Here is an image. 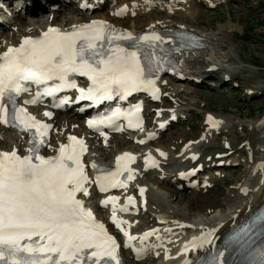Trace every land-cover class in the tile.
I'll return each mask as SVG.
<instances>
[{
  "label": "snow or ice",
  "instance_id": "obj_1",
  "mask_svg": "<svg viewBox=\"0 0 264 264\" xmlns=\"http://www.w3.org/2000/svg\"><path fill=\"white\" fill-rule=\"evenodd\" d=\"M132 39L131 33L118 35L103 21H92L74 26L71 31L49 28L40 38L25 37L18 47H9L0 54V122L9 123L10 117L25 131L35 129L39 144L44 143L43 138L51 125L42 123L26 109L15 105V98L26 90L22 85L24 81L38 85L58 81L55 86L45 89V94L53 95L65 88H76L70 77L79 74L91 82L86 89H78L79 99L99 103L116 94L127 96L142 89L150 90L158 99L159 90L149 76L154 70H159L160 61H155L154 68L151 60L142 63L138 51H129L115 43ZM139 39L159 41L161 37L152 35ZM179 39L191 40L192 37L181 36ZM65 103L67 98L54 106L60 107ZM9 104L12 105L11 114L7 107ZM140 109L141 106L136 105L127 114L129 127L140 126L138 116L135 125L131 120V116L139 113ZM45 115L51 117L52 113L46 112ZM208 119L213 126L219 124L211 116ZM111 120L112 117L89 120L88 126L99 130L100 124ZM69 141V145H61L56 157L46 158L39 154L37 148L30 149L32 154L23 157L15 150L0 152V264H121L118 257L120 246L116 239L77 198L78 193L88 195L86 185L89 176L81 162L87 148L84 141L75 136H70ZM149 159L152 158L149 156ZM134 160L130 153L117 157L118 171L96 177L95 183L100 191H107L109 187H126V183L118 179L122 174L121 162ZM152 164L156 165L154 159ZM92 167L95 168L96 164ZM123 169L129 173L128 180L134 178L127 164ZM143 191L141 189V193ZM118 200L119 197L112 196L102 203L105 206L112 203V222L131 242L136 237L121 227L128 222L116 215L117 210L123 212L128 208L124 205L117 209ZM128 202L132 203L133 198L128 197ZM257 232L264 235V212L230 234L223 250L218 248L204 260V264H225V261L232 264L234 256L241 257L244 264H264V241L256 246L254 236ZM150 235L153 233H145L140 239L145 240ZM212 235L209 232L194 239L191 246L211 243L209 238Z\"/></svg>",
  "mask_w": 264,
  "mask_h": 264
},
{
  "label": "bare ground",
  "instance_id": "obj_2",
  "mask_svg": "<svg viewBox=\"0 0 264 264\" xmlns=\"http://www.w3.org/2000/svg\"><path fill=\"white\" fill-rule=\"evenodd\" d=\"M114 3H108V10H100L93 11L92 14L90 12H87V14H84L82 16V21L79 23H87L88 21H94L96 20H108L109 17L116 21L117 17L121 16L122 14H125L129 11L130 15L138 14V12H150L147 11L148 7L153 9H157L158 11L164 10L168 15L172 16L175 9H180L184 11H191L194 10L193 0H113ZM127 1V3L125 2ZM89 2V0L87 1ZM36 3H39L38 0H36ZM57 2L55 0H51L48 4L45 10L47 11L46 16L42 20H46L45 23H47V27L50 25H57V26H63L68 25L66 21L62 18H60L59 14L55 12L49 11V8L51 5L56 4ZM90 3V2H89ZM70 6V8L74 9L77 8L78 4H73L72 1L68 2L67 4ZM61 6V5H59ZM67 6V7H68ZM117 9V11H115ZM117 14H116V13ZM18 16V14H17ZM98 16V17H96ZM100 16V17H99ZM19 17V16H18ZM31 21V19H30ZM42 22L41 19L37 20V23ZM157 22H160L161 25H158ZM13 25H9L7 32L3 37H0V53L4 48H8L11 45L18 44L20 42V39L24 35H35V32H37L38 25H35L36 23H27L24 24L23 20L19 17L16 19H13ZM159 23V24H160ZM170 23L164 22L162 20L158 21H150L149 25H153L154 27H166L170 26ZM173 26V25H172ZM137 27V22L132 19L130 20V29L134 30ZM122 28V27H120ZM126 27H123L125 29ZM206 37L205 40V48L199 50V51H189V52H178L177 54H180L177 56L176 52L173 53V56L175 58V61L183 67H191L193 68L194 72L193 75L196 77L203 76L205 74V71L207 70L208 73L212 68H219L223 67L225 69V72H231L233 71V66L230 65H222L220 64L221 58H226V53H223L222 51L217 50L211 51L210 48L212 46L208 45L210 37L208 35H204ZM211 43V42H210ZM222 49L230 50V48L227 45H223ZM214 50V48L212 49ZM199 54H202L203 56L200 59H197L196 57L199 56ZM206 55V57H205ZM181 60V62H180ZM198 68L203 69V71H198ZM174 76V75H172ZM161 79H159V86L162 87ZM175 88V87H173ZM78 94V92H77ZM161 95V92L158 96ZM133 101V100H132ZM177 105V104H176ZM175 105V106H176ZM42 106L36 105L32 109L33 111H37L42 114ZM79 107L76 106V110ZM176 108L178 110L179 106L177 105ZM75 110V111H76ZM159 114H161V117L164 115H169L172 113V111H166L163 107L161 110H158ZM66 115L59 114L60 117L57 116L56 113H54L52 119L50 120L52 123V131L50 130V138H49V146L45 147V152L47 154H54V156L57 153V147L60 145L61 141H64L63 139L67 137L71 133H77L79 136L84 138L88 143V148L85 154L83 155V158H85V162L87 163V168L89 172V161L93 157L97 159V161L102 166H113L117 162V157L122 156L124 153H130L132 156L136 157L138 155V162L135 164L134 162H129L128 165H131L132 170L136 169L135 166H138L139 169H136L138 171H142L145 169H149L153 171L155 174H158L162 179H165L167 176L169 177L168 183H173L174 186H184L185 184H188L187 182H180L177 181V178L180 176L183 178H186L189 176V172H195L198 171V169L202 168L205 169L204 165L210 164V162L214 161L215 163L221 165V158L215 159L211 155H205L200 156L198 154V150L201 149L202 145L200 143L193 142V140H189L187 149L181 152H178V149H175L176 141L171 140L167 143L161 142L159 143V138L155 140V143H150V146L143 147L142 151H135L131 148H126L123 150V145L128 146L129 141H132L133 139H137L140 141L148 142L152 140L151 136H148L145 138L144 134H142L144 131H146L148 134H156V130L149 128V122L148 120L145 122L143 126L140 127H134L130 129H126V131L122 130L118 133L113 134H95L92 135L87 131L85 128V122L84 119L79 121L77 119L78 114L74 112V108H70L66 111H64ZM154 113H156L154 111ZM148 115H151L149 112ZM212 117L214 121H218L219 124L217 126H213L212 123L206 122L205 128L206 130H212L218 132L220 129L225 130L232 122V117L230 115L225 114H214L209 113L206 115L207 118ZM262 118V119H261ZM262 124V125H261ZM256 129H259L261 131L260 138H263L264 140V116H261L258 121L255 123ZM11 130V132H10ZM18 130L12 129L11 127H4L3 124H0V137H3L5 141L1 140L0 138V152L2 151L1 147L9 148L12 150H15L18 154L22 155L24 145L19 142V140L24 141L25 143L28 142L27 136H25L22 133H17ZM51 132H55L57 136L54 138L51 137ZM128 133H135L138 136H129ZM21 134V135H18ZM158 135V133H157ZM151 137V138H150ZM161 137V136H160ZM14 139L16 141L14 142ZM94 140H97V143H93ZM68 140V137H67ZM230 144V149H235V141H228ZM12 143V146H11ZM98 144H101L98 145ZM113 145L115 150L117 151L116 155L107 158L104 154L103 149L105 148V145ZM246 145H249L247 142ZM11 146V148H10ZM98 150L99 153L95 154L93 156L92 152ZM164 153L165 155H161L160 153ZM178 152V153H177ZM261 159L257 160L255 163L248 164V170L244 174V177L242 179H238L237 183H235V188L233 191L236 192V198L231 203H228L229 197L227 196L225 200V203L221 205V203H215V205L207 207L205 205L199 206L197 214H195L192 219H185L181 218L179 216H175L172 212V205L167 201L171 197V191H167L164 186L160 184V182L155 181L154 183H149L147 180L143 177L141 179H135V176L133 179H131L132 183L134 184L131 188L128 189H122L123 187H117L119 190L117 193H123V197L119 199V201L123 202L125 200H128V195L131 194L133 197L138 195L136 198L133 199L132 204L134 205L133 208H138L141 206L149 211L150 217H148V220L143 223V225H137L138 223H141V218L137 216L135 217L134 214L129 215L132 212H129L126 218H129L127 220V224H129L128 231H130V226L133 224L135 227L137 226V229H140L144 226L149 225H157L159 230H153L152 235V241L150 240L147 244V248H153L157 249L161 246L163 243L162 249H158L157 253H152L151 260L156 261L158 260L157 264H185L186 261L189 262V264H204V260L207 258H210L212 254L215 253V251L218 249L217 244H222V238H226L234 232L231 228L232 226L241 218L245 217L250 211H252L255 207L259 206L264 199V142H263V149H262ZM198 155V157H197ZM149 156L156 161V165L153 166L152 159H149ZM197 158H196V157ZM195 157V159H193ZM175 158V160H174ZM157 160H160L159 163H157ZM227 162H231L232 159L230 158H223ZM170 161V163H169ZM97 162V163H98ZM213 165V164H212ZM231 165V164H230ZM91 167V165H90ZM209 167V166H208ZM91 170V169H90ZM206 171V169H205ZM134 172V171H133ZM184 174V175H182ZM179 175V176H178ZM204 176L200 178L199 183H202L206 181V176L208 173L204 172ZM89 183L86 185L88 189V195H83L84 200H87V204L89 209L93 212L96 211V201L99 199L100 201L103 200V197L107 193H115V191H109L105 194L99 193L95 187V184L92 179L91 173H89ZM143 176V175H142ZM153 175H150L152 178ZM175 176V177H174ZM254 177V183H250L248 180L249 178ZM212 179V175L208 177L207 181L205 182V186L209 184V180ZM143 180H146V183L143 182ZM167 180V179H166ZM226 181H229V178H225ZM175 181V182H174ZM196 182L195 181V174L193 178L190 180V183ZM130 185V180L127 181ZM198 184L196 187H198ZM148 185V186H147ZM206 187H199L195 188L197 191L202 190ZM138 189L141 192V189H143V193L138 194ZM82 193H78V195H81ZM191 201L194 203V197L190 198ZM137 201L141 202L138 203ZM185 205V204H181ZM222 206V207H220ZM128 208V206H127ZM186 208L188 211H192V205L191 202L186 205ZM102 211L101 213L103 215L106 214V212L103 213L104 210L99 209ZM120 213V212H117ZM98 222H102L105 226L104 219L99 218L96 219ZM153 223V224H152ZM122 227V226H121ZM131 232H134V229L131 228ZM137 232V230H136ZM209 232H212L213 235L209 238L212 242L211 243H204L200 247H192L191 242L194 239L203 237L207 235ZM256 246H260L261 242L264 241V235H261L259 232H257L254 236ZM125 239L123 241V246L128 245V242ZM169 240V241H165ZM164 241V242H163ZM197 243H199V240H197ZM167 244H170L168 246ZM188 246V250L185 251V246ZM224 246V243L223 245ZM161 251H164L167 255L164 258H161L159 256V253ZM209 251V253H208ZM129 254V253H128ZM130 255V254H129ZM131 256V255H130ZM125 258L127 262H131L132 259L130 257H127L125 255ZM146 260L148 261V258L146 257ZM237 264H244L241 257H238ZM138 264V263H136ZM225 264H229L227 261H225Z\"/></svg>",
  "mask_w": 264,
  "mask_h": 264
},
{
  "label": "rangeland",
  "instance_id": "obj_3",
  "mask_svg": "<svg viewBox=\"0 0 264 264\" xmlns=\"http://www.w3.org/2000/svg\"><path fill=\"white\" fill-rule=\"evenodd\" d=\"M125 2L127 3V1ZM108 3H114V1H107L105 8L101 10H108ZM67 4L68 2L60 3L61 6L58 5V9L53 12L59 14L66 23H74L79 20V10L76 7L72 9ZM73 4L76 5L75 2ZM193 5L194 10L187 12L177 8L172 11V16L164 10H152L148 7L146 10H151L150 12H138V14L130 15L127 11L126 16L122 14L117 17L116 21L105 20L119 27H126L125 29L129 31L132 30L129 28L132 19L137 22L134 31L143 29L149 25L150 21L156 20L192 27L210 37L208 45L212 46L211 51L227 52V57L221 58L220 64L233 66L231 72L223 73L225 69L219 67L209 73L205 71V74L199 78L193 75V68L184 70L185 77H168L164 88L165 99L161 102L156 100L151 102L146 109L151 114L153 113L152 108L163 107L170 110L174 108L173 101L175 105L179 106L182 114L175 108V114H173L175 118L170 120L168 126L160 133L161 137L143 143L133 139L129 141L128 146H122L123 150L131 148L139 152L143 150L144 146H150V143H155V140L159 138V143L176 141V149H180L186 142H190L189 140L198 142L202 145L199 149L203 151V154L200 155L202 157L205 155L214 157L216 153H221V151L226 153L227 151V157L233 161L228 166L222 165L217 168V173L212 174V179L209 180L207 187L203 185L206 188L199 191L186 184L179 187L174 186L173 183H168V176L165 179L154 174H150L153 175L152 178L147 176V181L155 182L158 177L157 182L166 185L164 188L171 191L172 194L167 201L172 205L173 214L185 219L195 218L193 216L197 214L199 206L207 204L206 206L209 207L215 205L216 202L222 205L227 200V196L229 197L228 203L234 201L236 198V192L233 191L235 183L244 177L248 170V164L255 163L257 158L262 157L264 142L263 138H260L263 136L261 131L255 127L258 119L264 116V0H193ZM44 7L46 8L47 5ZM30 17L25 16L21 19L25 22L24 24H27ZM31 22L36 23L35 25L39 24L35 17L31 18ZM223 45H227L230 50L222 49ZM213 48L214 50H212ZM202 56L199 54L196 58L200 59ZM198 71H203V69L198 68ZM207 113L230 115L232 122L225 130L213 131L208 137L207 135L202 136L204 116ZM223 135L226 136V140L235 141V150L232 153H229L227 149L223 150L222 145L225 141ZM245 140L250 142V147L243 145ZM104 147L102 152L107 158H111L117 153L111 144ZM251 150H254L255 153L253 156H248ZM94 152L98 153V150ZM209 165V169H213L215 166L214 163ZM198 172L195 179L200 180L204 172L200 170ZM226 177L229 178V181L225 180ZM253 178L248 180L252 184L254 183ZM177 181L181 182L180 178H177ZM192 197H194V203L190 199ZM81 199L85 203L84 206L87 207L86 200ZM190 202L192 211H188L186 208ZM99 209L104 210L103 213L106 212V214L103 215ZM107 211L108 207L100 206L98 199L96 213L103 218L112 220ZM131 214H134L136 218L137 216L141 218L142 222L138 223V226L143 225L150 217V213L146 209L129 215ZM116 236L121 238L122 235L120 233ZM143 264H150V261L145 259Z\"/></svg>",
  "mask_w": 264,
  "mask_h": 264
}]
</instances>
